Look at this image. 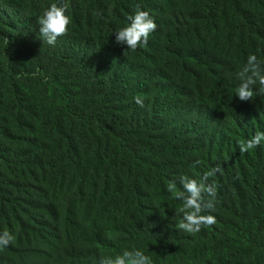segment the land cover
<instances>
[{"label": "trees", "instance_id": "obj_1", "mask_svg": "<svg viewBox=\"0 0 264 264\" xmlns=\"http://www.w3.org/2000/svg\"><path fill=\"white\" fill-rule=\"evenodd\" d=\"M53 2L71 23L49 45L36 20ZM136 5L157 28L132 51L114 32ZM250 54L264 67V0H0V232L15 236L0 264L132 247L153 264H264V141L239 151L264 132V94L235 96ZM217 165L216 223L185 233L167 184Z\"/></svg>", "mask_w": 264, "mask_h": 264}, {"label": "clouds", "instance_id": "obj_2", "mask_svg": "<svg viewBox=\"0 0 264 264\" xmlns=\"http://www.w3.org/2000/svg\"><path fill=\"white\" fill-rule=\"evenodd\" d=\"M69 8L67 2L57 4L55 2L42 10L37 17L39 33L49 45H54L57 39L68 33V25L71 19L66 12ZM127 25L114 32L115 43L126 46V49L136 50L140 45L147 46L149 35L157 28L154 19L147 11L141 9L140 5L127 17ZM240 83L235 89V96L240 101H251L254 96L264 94V67L255 54L247 57L246 63L237 74ZM134 102L139 107H144L141 96H135ZM264 141V132H256L251 138L239 144V151L246 153L259 146ZM199 161L193 162V167ZM222 173V167L217 165L209 171L204 172L199 179L188 175L179 176V186L176 180H170L167 191L174 199L181 201V206L176 209L180 215L177 224L178 229L185 233L194 234L201 227H210L216 223V218L211 215L215 211L217 203V185L209 182L210 177ZM15 236L8 230L0 232V249L13 243ZM95 264H153L150 256L139 248H125L114 255H102Z\"/></svg>", "mask_w": 264, "mask_h": 264}]
</instances>
